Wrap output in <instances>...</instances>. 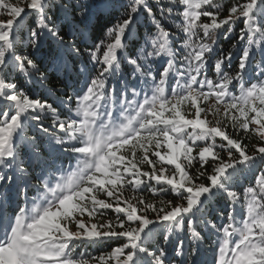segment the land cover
<instances>
[{
    "label": "snow or ice",
    "instance_id": "6c2138e0",
    "mask_svg": "<svg viewBox=\"0 0 264 264\" xmlns=\"http://www.w3.org/2000/svg\"><path fill=\"white\" fill-rule=\"evenodd\" d=\"M206 248L264 264V0H0V264Z\"/></svg>",
    "mask_w": 264,
    "mask_h": 264
},
{
    "label": "trees",
    "instance_id": "16d2710c",
    "mask_svg": "<svg viewBox=\"0 0 264 264\" xmlns=\"http://www.w3.org/2000/svg\"><path fill=\"white\" fill-rule=\"evenodd\" d=\"M114 15H115L116 18H118L119 15H120V13L119 12H116ZM99 23H100V26L102 28L103 27H106V26H111V23H115V18L112 19L111 23H106V19L102 18ZM100 35L102 37L103 33L101 32ZM221 44H222V46L225 49H227L230 46V42L229 41H221ZM57 86H59V82H57ZM252 143H256V140L253 139L252 140ZM250 179H251V177H248L247 179L242 180L241 181V184H240V186H239V188L237 190L238 191H242V188L245 185H247V183L250 181ZM220 204L223 205L224 202L223 201H220ZM213 217H215V213H213ZM213 240H214V237H209L208 240H207V244H212L213 243ZM111 247H112V245L101 246V247L96 248V249H89V251L92 252L93 255L99 256L101 254V252L110 251L111 250ZM211 252H213V250H207V248H206L205 254L202 256V260L205 262V264H210L209 254Z\"/></svg>",
    "mask_w": 264,
    "mask_h": 264
},
{
    "label": "rangeland",
    "instance_id": "374dc122",
    "mask_svg": "<svg viewBox=\"0 0 264 264\" xmlns=\"http://www.w3.org/2000/svg\"><path fill=\"white\" fill-rule=\"evenodd\" d=\"M213 256H214V251L209 254L210 264H212Z\"/></svg>",
    "mask_w": 264,
    "mask_h": 264
}]
</instances>
